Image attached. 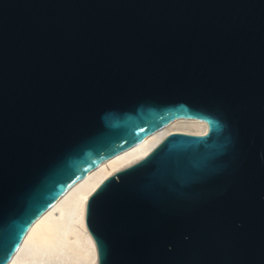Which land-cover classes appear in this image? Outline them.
I'll return each mask as SVG.
<instances>
[{
    "label": "water",
    "instance_id": "95a60500",
    "mask_svg": "<svg viewBox=\"0 0 264 264\" xmlns=\"http://www.w3.org/2000/svg\"><path fill=\"white\" fill-rule=\"evenodd\" d=\"M98 264H264V0H0V264L102 161Z\"/></svg>",
    "mask_w": 264,
    "mask_h": 264
},
{
    "label": "bare ground",
    "instance_id": "6f19581e",
    "mask_svg": "<svg viewBox=\"0 0 264 264\" xmlns=\"http://www.w3.org/2000/svg\"><path fill=\"white\" fill-rule=\"evenodd\" d=\"M204 130L200 119L178 118L102 161L31 224L7 264H98L95 241L85 222L90 193L105 177L146 155L168 133Z\"/></svg>",
    "mask_w": 264,
    "mask_h": 264
}]
</instances>
